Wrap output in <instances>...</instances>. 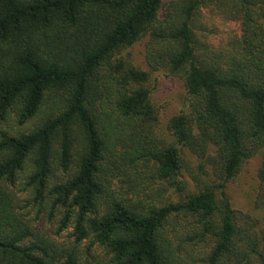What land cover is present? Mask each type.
I'll use <instances>...</instances> for the list:
<instances>
[{
	"label": "trees",
	"instance_id": "obj_1",
	"mask_svg": "<svg viewBox=\"0 0 264 264\" xmlns=\"http://www.w3.org/2000/svg\"><path fill=\"white\" fill-rule=\"evenodd\" d=\"M209 1L172 0L166 8L165 0H0V126L13 114L19 125L33 123L27 132L0 128V264H89L84 243L88 255L105 250L106 264H239L261 255L254 240L251 254L240 251L243 231L224 189L264 147V0H227L243 25L231 53L197 39L192 24ZM147 34L196 99L195 112L172 117L177 145L165 148L154 138L143 144L157 121L149 71L111 60ZM150 58L156 62L151 51ZM123 142L131 146L123 159L153 161L182 200L143 207L117 195L108 162ZM210 145L221 201L213 186L187 193L178 179L179 146L204 156ZM259 179L264 191V156ZM16 189L51 218L60 214L59 231L73 225L74 245L32 232ZM179 214L194 218L188 240L211 238L207 255L188 260L173 248L166 230Z\"/></svg>",
	"mask_w": 264,
	"mask_h": 264
},
{
	"label": "rangeland",
	"instance_id": "obj_2",
	"mask_svg": "<svg viewBox=\"0 0 264 264\" xmlns=\"http://www.w3.org/2000/svg\"><path fill=\"white\" fill-rule=\"evenodd\" d=\"M172 0H165L166 8ZM193 28L199 39L214 53H231L235 51L239 40L242 38L243 25L241 19L235 14L234 6L227 0H211L201 7V10L193 21ZM150 51L154 59L150 58ZM162 45L152 42L149 34L143 36L133 45L125 46L117 50L111 60L124 59L129 65L149 71L150 77L146 82L150 93V102L153 105L157 121L151 124L153 137H143L144 146H153L146 142L157 141L159 147L165 148L177 145L170 128L172 117L180 113L191 114L195 112L196 99L189 94L184 76L169 71L161 60ZM32 122L19 125L15 115H11L7 122L0 126L1 129L13 133L27 132L32 127ZM129 138V137H128ZM140 142V140H139ZM129 142H123L116 146V153L112 161L108 162L112 169V188L117 195L129 199L132 203H139L143 207L150 205L163 206L171 202L181 201L184 192L178 191L169 180L161 179L153 161L139 159L135 162L123 159L124 150L131 149ZM141 143V142H140ZM182 159V168L178 179L186 184L187 193H197L205 186H213L216 197L221 201L220 179L217 152L210 145L207 153L200 156L186 146H179ZM264 156V147L259 148L255 154L247 158L240 171L231 178L225 187V193L230 205L236 214V223L243 238L239 242L240 251L252 249L249 240L257 242L258 250L253 256L241 257L239 264H262L264 260V191L259 179V168ZM17 210L19 215L27 222L32 232L54 240L65 246L74 245L73 225L64 231L58 230L60 214L51 218L49 209L35 204L31 197L24 191L16 189ZM138 205V204H137ZM194 218L191 215L179 214L170 220L166 234L171 239L172 246L180 254V257L189 260L190 255L199 259L211 250L212 241L208 238L204 241L188 240L193 228ZM244 233L248 234L244 236ZM87 243L79 247L82 259L89 264H106L109 255L100 247L92 250V255L86 251ZM192 257V256H191ZM199 263V262H197ZM226 264H238L234 259H227Z\"/></svg>",
	"mask_w": 264,
	"mask_h": 264
}]
</instances>
